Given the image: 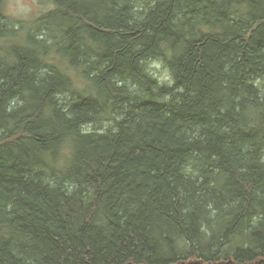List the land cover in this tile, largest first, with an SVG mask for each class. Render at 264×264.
I'll return each instance as SVG.
<instances>
[{"label":"trees","instance_id":"trees-1","mask_svg":"<svg viewBox=\"0 0 264 264\" xmlns=\"http://www.w3.org/2000/svg\"><path fill=\"white\" fill-rule=\"evenodd\" d=\"M49 1L0 0V264H264V0Z\"/></svg>","mask_w":264,"mask_h":264},{"label":"rangeland","instance_id":"rangeland-1","mask_svg":"<svg viewBox=\"0 0 264 264\" xmlns=\"http://www.w3.org/2000/svg\"><path fill=\"white\" fill-rule=\"evenodd\" d=\"M51 9L52 4L49 0H7L8 14L16 21H20L24 24H29L39 19L44 13ZM208 18L209 21L214 20L211 18V16ZM150 67L152 74L161 83L172 85L171 73L163 61L152 59L150 61ZM95 126V124H91L87 128L94 129Z\"/></svg>","mask_w":264,"mask_h":264},{"label":"water","instance_id":"water-1","mask_svg":"<svg viewBox=\"0 0 264 264\" xmlns=\"http://www.w3.org/2000/svg\"><path fill=\"white\" fill-rule=\"evenodd\" d=\"M221 264V263H220Z\"/></svg>","mask_w":264,"mask_h":264}]
</instances>
